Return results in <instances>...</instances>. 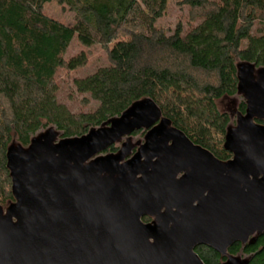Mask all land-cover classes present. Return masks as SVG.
I'll return each instance as SVG.
<instances>
[{"label": "water", "instance_id": "water-1", "mask_svg": "<svg viewBox=\"0 0 264 264\" xmlns=\"http://www.w3.org/2000/svg\"><path fill=\"white\" fill-rule=\"evenodd\" d=\"M239 85L247 109L225 139L233 155L229 176L221 161L169 127L151 101L76 141L9 149L15 203L6 216L0 209V264H203L195 247L225 255L264 232V125L256 123L264 122V72L256 86L249 75ZM143 128L151 129L148 142L123 167L111 171L116 160L96 159ZM109 170L116 180L100 179ZM164 207L175 211L163 222L141 221Z\"/></svg>", "mask_w": 264, "mask_h": 264}, {"label": "trees", "instance_id": "trees-1", "mask_svg": "<svg viewBox=\"0 0 264 264\" xmlns=\"http://www.w3.org/2000/svg\"><path fill=\"white\" fill-rule=\"evenodd\" d=\"M50 1L0 0V207L15 203L7 159L13 141L27 149L49 127L60 139L81 138L142 101L154 103L194 146L221 162L232 159L224 147L230 119L217 102L238 93V63L264 67V0H188L199 21L171 35L155 24L170 0H56L73 14L69 26L44 14ZM74 41L102 47L108 58L73 79L75 93L93 104L80 113L58 101L54 84L58 71L87 65L83 51L66 59ZM239 109L245 115L247 105ZM110 152H118L115 145L103 153ZM194 252L203 264L239 254L248 256L244 264H264V232L225 255L207 246Z\"/></svg>", "mask_w": 264, "mask_h": 264}, {"label": "rangeland", "instance_id": "rangeland-1", "mask_svg": "<svg viewBox=\"0 0 264 264\" xmlns=\"http://www.w3.org/2000/svg\"><path fill=\"white\" fill-rule=\"evenodd\" d=\"M43 12L46 16L56 20L57 22L63 25L69 26L74 23L73 14L63 6L59 5L56 0H51L49 3H47L44 6ZM198 18L199 17L197 16V11L189 6L188 0H170L165 13L160 19L156 21L155 24L157 28L163 30L167 35H171L178 27H181L182 30L185 32L186 30L195 26L199 21ZM81 51L86 53L88 57L87 65L74 72L60 70L58 71L54 79V84L56 85L58 90V101L65 105L68 110L73 113L86 112L91 106H93V104L90 101L86 100L85 97L75 93L72 85L73 79L85 77L93 73L98 67L107 65L108 63L107 53L102 47L96 46L90 49H85L76 41H74L70 45L65 57L66 59H68L72 56L77 55ZM237 70L239 80L243 75H249L250 84L256 86L262 72H264V67L255 68L251 64L238 63ZM242 103L247 105V98L245 96L244 90L240 87V85L238 87V93L234 97L224 98L217 102V109L220 112L227 113V115L229 116L230 123L228 125V134L232 133L237 128L239 122L244 118V115L240 112L239 109ZM117 121L118 118L111 119L108 123L103 124L100 128L93 129L90 132L108 130ZM150 132L151 131H148V129L143 128L142 132L136 136L124 137L114 144L116 149H118L117 153H106L98 156L96 159L105 160L107 158H110L116 160L117 164L112 169H110L111 171H115L116 169L126 165L133 157L134 151H138L142 146H144L148 142V135L150 134ZM59 135L60 134L53 127H49L45 130L41 129L32 137L31 144L27 149L22 148L15 141L12 142L10 149L28 152L35 146H40L42 142L46 139H50L51 147L55 148L60 145V143H62V140L59 138ZM73 141H76V139H73ZM56 157L58 156L56 155L55 158ZM89 163L90 162L88 161L83 166H87ZM220 165L221 170L224 172L225 176H229L228 169L231 167L230 162H222ZM110 170L102 174L100 176V179L107 178L110 179L111 182L115 181L119 174L111 178L109 175ZM146 177H148V173L144 176L139 175L137 179ZM182 178V176H177L174 181L178 182L182 180ZM256 180H258V177H250L249 179V181ZM196 204L197 201L193 203V205ZM10 207L11 205H7L6 207H0L1 215L6 216L7 211ZM174 211L175 209L169 210L164 207L156 215L151 216L149 218L150 220L148 223L144 224H149L151 226L158 225L159 223L163 222L171 214V212ZM12 221L15 222V220ZM170 226H172V224ZM258 234L259 232H255L246 241L242 242V244H245L246 242L255 238ZM149 242L152 243L153 240L150 239ZM247 259L248 256H242L241 254H239L235 257L229 256L228 262L231 264H244Z\"/></svg>", "mask_w": 264, "mask_h": 264}, {"label": "flooded vegetation", "instance_id": "flooded-vegetation-1", "mask_svg": "<svg viewBox=\"0 0 264 264\" xmlns=\"http://www.w3.org/2000/svg\"><path fill=\"white\" fill-rule=\"evenodd\" d=\"M159 124H160V122H159V123H157V124H156L154 127H158V125H159ZM150 130H151V129H148V131H150ZM139 131H141V132H142V129H141V130H139ZM132 134H133V133H132ZM132 134H131L130 136H128V137H131V136H133ZM169 145H170V144H169ZM136 152H137V150H136V151L133 153V156H134V154H135ZM103 154H104V153H102V154H100V155H103ZM100 155H99V156H100ZM186 173H187V172H185V171H184V172H182V173L178 174L177 176H182V177L184 178V177H185V175H186ZM177 176H176V177H177ZM183 178H182V179H183Z\"/></svg>", "mask_w": 264, "mask_h": 264}]
</instances>
